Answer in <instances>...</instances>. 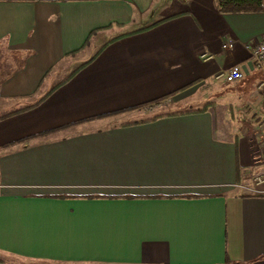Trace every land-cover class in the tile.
I'll use <instances>...</instances> for the list:
<instances>
[{
  "label": "crops",
  "instance_id": "obj_1",
  "mask_svg": "<svg viewBox=\"0 0 264 264\" xmlns=\"http://www.w3.org/2000/svg\"><path fill=\"white\" fill-rule=\"evenodd\" d=\"M261 1L0 0V264H264Z\"/></svg>",
  "mask_w": 264,
  "mask_h": 264
},
{
  "label": "rangeland",
  "instance_id": "obj_2",
  "mask_svg": "<svg viewBox=\"0 0 264 264\" xmlns=\"http://www.w3.org/2000/svg\"><path fill=\"white\" fill-rule=\"evenodd\" d=\"M11 58L9 53L0 46V77H2L11 67ZM214 89H225L227 86L226 82L219 81L214 83ZM210 85L203 87L198 92H192L188 94L186 97L182 98H172L167 101H164L161 104H157L154 109L150 110L148 114H145L142 110L139 113V116L144 115V117L154 116L156 114H166L170 112H179V111H187L200 108L203 103L206 101L208 96V91L210 90ZM9 261L15 264H34L30 261H21L12 257L8 258Z\"/></svg>",
  "mask_w": 264,
  "mask_h": 264
},
{
  "label": "built area",
  "instance_id": "obj_3",
  "mask_svg": "<svg viewBox=\"0 0 264 264\" xmlns=\"http://www.w3.org/2000/svg\"><path fill=\"white\" fill-rule=\"evenodd\" d=\"M236 40L230 39L223 43L224 49H231L235 46ZM251 51V60L253 64L261 69L262 71V78L259 80L257 84V89L264 97V39L257 42L256 44H249L246 45ZM212 55H206L205 58H211ZM219 77H223L227 82H232L236 80H240L244 77L243 70L240 65L232 66L226 70H223ZM263 134H264V124H263ZM255 187L251 189L252 192L256 194L264 193V171L258 173L255 176Z\"/></svg>",
  "mask_w": 264,
  "mask_h": 264
},
{
  "label": "trees",
  "instance_id": "obj_4",
  "mask_svg": "<svg viewBox=\"0 0 264 264\" xmlns=\"http://www.w3.org/2000/svg\"><path fill=\"white\" fill-rule=\"evenodd\" d=\"M217 3L219 9L223 12L257 11L263 9L261 0H217ZM226 264H230V261H227Z\"/></svg>",
  "mask_w": 264,
  "mask_h": 264
}]
</instances>
